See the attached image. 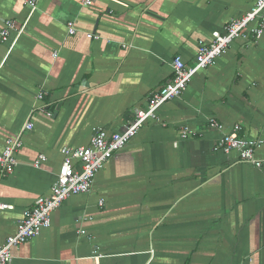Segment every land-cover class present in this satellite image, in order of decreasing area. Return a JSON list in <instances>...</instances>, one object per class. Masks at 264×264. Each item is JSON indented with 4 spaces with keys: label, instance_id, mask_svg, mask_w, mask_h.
Returning a JSON list of instances; mask_svg holds the SVG:
<instances>
[{
    "label": "crops",
    "instance_id": "0c3cea01",
    "mask_svg": "<svg viewBox=\"0 0 264 264\" xmlns=\"http://www.w3.org/2000/svg\"><path fill=\"white\" fill-rule=\"evenodd\" d=\"M256 1L36 0L31 11L0 0V31L15 25L0 43V153L26 120L34 123L14 171L0 169V244L50 192L63 147L87 145L95 127L122 131L171 80L175 55L192 65L200 44ZM254 27L164 103L88 192L67 198L49 227L14 247L10 264H264V30L256 36ZM212 117L222 130L207 128ZM236 123L240 135L262 141L260 167L214 149ZM185 126L194 134L182 138ZM39 155L46 159L36 168Z\"/></svg>",
    "mask_w": 264,
    "mask_h": 264
},
{
    "label": "built area",
    "instance_id": "2783aa9c",
    "mask_svg": "<svg viewBox=\"0 0 264 264\" xmlns=\"http://www.w3.org/2000/svg\"><path fill=\"white\" fill-rule=\"evenodd\" d=\"M21 1L30 7L31 11L35 10L36 0ZM94 1L81 0L84 6H90ZM254 22H256V27L252 31L254 35L259 36L264 30V0H257L250 10L242 16L232 19L225 27L223 33L214 32L211 42L200 44L192 65L185 64L180 55H175L171 61L173 70L171 80L153 93L144 109H135L133 118L122 131L108 132L102 127H95L87 145L63 147L60 150L63 159L50 192L47 195L37 197L33 205L23 211V216L17 225L15 233L8 236L3 244H0V264L12 263V249L14 247L24 244L36 237L41 229L49 227L52 212L63 201L72 195L88 192L93 184L95 174L104 166L106 161L115 152L122 149L148 121L157 119L156 113L158 109L167 101L180 96L196 73L213 65L218 57L229 47L230 43L242 36L245 29ZM66 24L68 34H75L76 28L73 21H68ZM24 27L23 25L18 28L17 36L10 43L7 55ZM13 29H15L13 21H7L4 28L0 31V43L8 40L9 32ZM86 36L91 39H98L96 34L87 33ZM36 97L37 99H42L43 93L40 91ZM45 111L48 115L52 113L49 110ZM206 126L212 130L223 129V124L213 117L207 121ZM33 128L34 123L28 119L16 136L6 139L0 153V169L4 175H10L14 171L17 165L16 154L23 144L22 137ZM241 129L240 124H234L229 132L224 133L218 139L214 149L223 153L236 152L240 160L260 167L261 162L256 159L255 150L262 144V141L240 135ZM192 134L194 132L185 126L182 128L180 136L187 138ZM45 159V155H39L33 166L39 168ZM103 203V200L100 199L99 205H103ZM4 208H6V204L0 202V209ZM99 257L100 255L94 256L96 261H98Z\"/></svg>",
    "mask_w": 264,
    "mask_h": 264
},
{
    "label": "water",
    "instance_id": "95a60500",
    "mask_svg": "<svg viewBox=\"0 0 264 264\" xmlns=\"http://www.w3.org/2000/svg\"><path fill=\"white\" fill-rule=\"evenodd\" d=\"M58 107H59V105H58ZM58 107H57V108H58ZM53 114H55V113H53Z\"/></svg>",
    "mask_w": 264,
    "mask_h": 264
}]
</instances>
